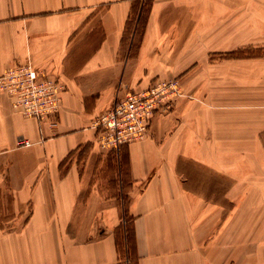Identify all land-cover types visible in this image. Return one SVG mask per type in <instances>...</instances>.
Wrapping results in <instances>:
<instances>
[{"label": "crops", "instance_id": "1", "mask_svg": "<svg viewBox=\"0 0 264 264\" xmlns=\"http://www.w3.org/2000/svg\"><path fill=\"white\" fill-rule=\"evenodd\" d=\"M135 2L0 0V75L29 62L64 86L47 122L0 88V193L24 219L0 225V264H131L118 246L129 221L134 264H241L242 251L264 264V57L210 61L264 42V0H152L133 46ZM174 77V109L116 154L128 195L107 194L91 178L92 156L110 153L95 145L93 119L117 91Z\"/></svg>", "mask_w": 264, "mask_h": 264}, {"label": "built area", "instance_id": "2", "mask_svg": "<svg viewBox=\"0 0 264 264\" xmlns=\"http://www.w3.org/2000/svg\"><path fill=\"white\" fill-rule=\"evenodd\" d=\"M0 87L27 117L47 122L60 111L63 84L56 75H48L29 62L11 66L1 74ZM182 95L178 77L157 80L142 90L117 91L112 105L92 122L97 132L95 145L100 150H119L145 139L154 116L171 112ZM19 144L28 145V141L21 138Z\"/></svg>", "mask_w": 264, "mask_h": 264}, {"label": "rangeland", "instance_id": "3", "mask_svg": "<svg viewBox=\"0 0 264 264\" xmlns=\"http://www.w3.org/2000/svg\"><path fill=\"white\" fill-rule=\"evenodd\" d=\"M150 1L151 0H136V2L134 4V5H136L135 12L131 11L132 14L130 13V22H129L130 24L127 26V30L125 32V39L126 40L130 39V43L133 44V46L135 44L139 45L141 38L143 36V32H144L143 31L141 33L142 25H139V28L137 29V20L135 19L134 15H136V11H137L138 7L140 6V4L141 5L145 4L143 6H146L145 8H147L146 4H149ZM148 16H149V14H148ZM131 47H132V45H131ZM261 57H264V42L246 43V44L243 43L242 45H239L234 49L225 50V51H213L210 53V61L212 63L222 61V60H235V59L246 60V59H250V58H261ZM178 78L181 81V78L180 77H178ZM182 87H183V83H182ZM2 90H4V89H2ZM4 91L9 94L8 91H6V90H4ZM11 98H12V103H13V97L11 96ZM13 106H14V104H13ZM14 108L16 110H18L19 112H21L20 109L16 108L15 106H14ZM102 112H104V111H102ZM162 114H167V113H162ZM150 129H151V127H150ZM96 137H97V132H96V136L94 139V143L96 141ZM126 145H129V144H126ZM123 146H125V145H123ZM123 146H121L119 150H117V149L100 150L97 147L100 151H109L110 152L108 154L109 156L106 157V159H103V158H100L97 156H92L90 165L93 166V168L91 170V178L92 179H95V178L100 179L101 180L100 182L103 185L102 189L105 192L107 191L108 192L107 194H114V195L117 194V195H121V196L124 195V197H125L128 195V192H129L128 187H130V183H129L130 177H129V174H128V171L126 168L125 161L122 160L121 157H119V155L118 156L116 155L118 153L123 152V151H121ZM83 155H84L83 159H85V157H88L87 154H83ZM122 161H123V164H122ZM94 167H96V168H94ZM89 176H90V173H89ZM89 176H88V179H89ZM13 206L14 205H13V201H12L11 196L0 193V225L1 226H8V227H10V226H21L23 224V222H24L23 218L17 217V219H15V216H13V215H15L13 213L14 212ZM122 225H123V223H122ZM247 225H250L249 227H250V229L251 228L252 229L250 231L248 227L245 228V226H243L244 227L243 232H245L242 235L243 241L248 240L250 238V235L253 233V227L255 224L248 223ZM130 226H131V221H129L127 223V230H129V232H127V241H124L122 239V232L120 231V236H119V243L120 244L119 245H120V248L122 251L121 253L123 255V258L124 259L130 258L132 261L131 264H134L135 256H134V253L132 254V252H130V248H132V243H133V241H132V237H133L132 229L130 230V228H129ZM256 226H257V230L259 232L264 233V219L256 220ZM255 253L257 254V257L255 259H257V260L263 259L264 260V250L259 252V253L258 252H255ZM231 254H232V252H231ZM246 255H247V252L242 251L241 264H249L250 263L248 260H246V258H247ZM227 264H235V263H234V261L230 260ZM237 264H239V263H237Z\"/></svg>", "mask_w": 264, "mask_h": 264}, {"label": "trees", "instance_id": "4", "mask_svg": "<svg viewBox=\"0 0 264 264\" xmlns=\"http://www.w3.org/2000/svg\"><path fill=\"white\" fill-rule=\"evenodd\" d=\"M151 3H152V0L150 1L149 4H146L147 5V8H145L146 6H143L145 4H142V5L140 4V6L138 7V9L136 11V15H134L135 16V19L137 20V29L139 28V25H142L141 33L145 29V25H146V22H147V19H148V14H149L150 9H151V7H150L151 6ZM135 8H136V5L133 6L132 12H135ZM119 244L120 243L118 242L119 250L121 251V248H120V245Z\"/></svg>", "mask_w": 264, "mask_h": 264}]
</instances>
